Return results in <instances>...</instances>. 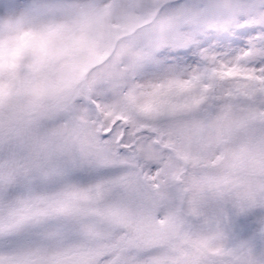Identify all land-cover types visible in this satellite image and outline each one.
Wrapping results in <instances>:
<instances>
[{
    "label": "snow or ice",
    "instance_id": "snow-or-ice-1",
    "mask_svg": "<svg viewBox=\"0 0 264 264\" xmlns=\"http://www.w3.org/2000/svg\"><path fill=\"white\" fill-rule=\"evenodd\" d=\"M0 264H264V0H0Z\"/></svg>",
    "mask_w": 264,
    "mask_h": 264
}]
</instances>
